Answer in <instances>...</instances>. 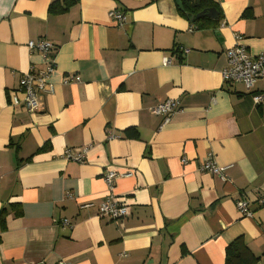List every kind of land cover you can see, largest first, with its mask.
I'll use <instances>...</instances> for the list:
<instances>
[{"label":"crops","instance_id":"obj_1","mask_svg":"<svg viewBox=\"0 0 264 264\" xmlns=\"http://www.w3.org/2000/svg\"><path fill=\"white\" fill-rule=\"evenodd\" d=\"M61 1L0 0V264H224L237 238L264 264V104L251 96L264 80L247 91L221 78L235 35L250 56L264 53V0H212L220 17L203 29L175 0L48 13ZM38 40L54 48L53 93L29 113L12 100L20 77L47 65L27 48ZM168 99L180 110L162 125L151 108ZM66 149L84 150L83 162ZM208 156L228 166L227 182L198 170ZM107 171L128 212L117 222L97 216Z\"/></svg>","mask_w":264,"mask_h":264},{"label":"built area","instance_id":"obj_2","mask_svg":"<svg viewBox=\"0 0 264 264\" xmlns=\"http://www.w3.org/2000/svg\"><path fill=\"white\" fill-rule=\"evenodd\" d=\"M109 18L117 25H121L125 21L124 15L117 11L110 12ZM234 39L235 45L225 52L226 66L221 72L222 82L242 84L247 91H252L258 81L264 80V53H260L254 57L250 56L245 46L240 43L241 36L235 35ZM27 48L29 52H38L41 54L42 58L47 62V65L42 70L31 68L20 77L18 84L22 97L21 99L13 98L12 104L15 106L21 105L27 112L33 113L39 109L43 96L53 93V85L49 83L48 77L54 69L50 57V53L54 51V48L51 43L45 40L30 41L27 43ZM187 52L188 50L184 51V53ZM72 80L79 81L76 77H69V79H64L63 83L68 84ZM252 101L255 105L264 104V94L255 93L252 95ZM179 110V102L172 99L160 102L151 108V112L155 116L162 118V125L167 124ZM84 152V150L74 152L66 149L63 156L68 161L81 163L84 159ZM181 163L186 164V160L181 159ZM227 169L228 166H218L211 156H208L207 160L198 167L200 172L210 173L223 183L227 182V176L225 174ZM118 175L113 171L106 172L103 181L106 184L108 196L97 206V216L107 219L110 222L121 221L128 215L126 207L120 204L116 200V197L111 194L113 182ZM121 175L125 177L130 176V174ZM90 207H92V204L82 206L84 209ZM236 209L242 216H251V209L245 200H238L236 202ZM64 225H68L66 221H64ZM57 264L69 263L58 262Z\"/></svg>","mask_w":264,"mask_h":264},{"label":"trees","instance_id":"obj_3","mask_svg":"<svg viewBox=\"0 0 264 264\" xmlns=\"http://www.w3.org/2000/svg\"><path fill=\"white\" fill-rule=\"evenodd\" d=\"M78 0H63L61 2H53L48 7V13L50 14H62L66 12L69 8L74 6ZM183 10H178L179 14L190 21L194 29H203L207 25L205 23L208 20L205 16L195 18L198 14L208 12L210 9L218 11V19L220 17V10L215 5L212 0H180ZM191 16H194V19L191 20ZM243 17H249L248 13H244ZM218 22V20H217ZM215 23V22H213ZM195 25V26H194ZM256 92L251 93V96ZM128 138H135L137 133L135 131H126ZM15 208V206L13 207ZM11 209V208H10ZM6 210L0 212V225L3 227L4 216ZM183 253V252H182ZM258 260L257 257H254L242 239L237 238L228 244L224 251V264H255Z\"/></svg>","mask_w":264,"mask_h":264},{"label":"water","instance_id":"obj_4","mask_svg":"<svg viewBox=\"0 0 264 264\" xmlns=\"http://www.w3.org/2000/svg\"><path fill=\"white\" fill-rule=\"evenodd\" d=\"M179 10H183L182 9V6H181V3H180V0H175ZM202 16H205V17H209V18H212V19H216L217 15H216V11L214 9H210L208 10V12H206V14L204 12L198 14L197 16H195V18H199V17H202ZM191 20L194 19V16H191L190 17Z\"/></svg>","mask_w":264,"mask_h":264}]
</instances>
